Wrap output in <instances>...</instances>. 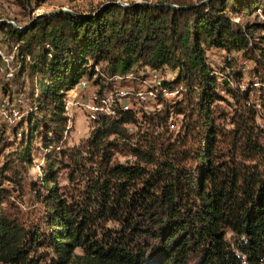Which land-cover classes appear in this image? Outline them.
<instances>
[{"label": "trees", "instance_id": "16d2710c", "mask_svg": "<svg viewBox=\"0 0 264 264\" xmlns=\"http://www.w3.org/2000/svg\"><path fill=\"white\" fill-rule=\"evenodd\" d=\"M115 2L40 17L25 29L0 22V48L17 47L18 75L30 81L27 110L12 128L19 152L0 165V264H264L263 134L249 108L235 113L228 132L216 125L218 91L238 97L205 57L216 48L264 60V42L250 37L261 24L228 16L264 17V0ZM96 66L108 77L177 70L161 84L177 95L157 96L161 107L149 112L117 109L91 126L82 151L63 150L67 93ZM172 115L186 121L180 140L157 132ZM35 141L45 192H36L43 228L31 229L3 207V182H16L7 175L16 163L31 166ZM12 144L0 139V148ZM228 148L243 161L226 157ZM66 159L67 180L82 183L69 193L57 185Z\"/></svg>", "mask_w": 264, "mask_h": 264}, {"label": "rangeland", "instance_id": "374dc122", "mask_svg": "<svg viewBox=\"0 0 264 264\" xmlns=\"http://www.w3.org/2000/svg\"><path fill=\"white\" fill-rule=\"evenodd\" d=\"M110 0H0V22H6L15 29H22L28 27L37 21L40 17L47 18L55 11L61 9L65 11H76L79 13H87L97 8L102 3H107ZM115 3L123 4L126 6L130 3H145V2H159L163 0H115ZM195 1V0H193ZM65 13V12H62ZM233 23L245 26L255 25L259 27L253 28L250 37L264 42L261 37H264V17L260 13L251 16L244 15H228ZM263 25V26H262ZM251 38V39H252ZM0 39L2 35L0 34ZM264 46V45H263ZM17 47L13 46L8 48L6 44H2L0 48V101H5V108L0 107V139L9 141L12 144L10 147L2 146L0 148V165L6 159L12 157L19 152L17 143L19 136L14 137L13 129L21 124L23 115L27 110L28 100L27 95L30 87V81L25 76L19 77L20 62L15 58ZM206 62L213 70L218 81L228 79L229 87L235 91L238 99L231 98L230 95L224 91H218L221 101L217 102L215 110V123L225 132L233 129L231 118L244 108H249L254 111V127L255 132L260 131L263 134L261 138V145L264 148V60H259L258 55L254 54L252 60L246 59L241 52H225L221 49L209 48L205 52ZM8 59V61H7ZM256 61V62H255ZM94 68L95 75L92 78L82 79L76 86H81L83 83L86 88L77 87L67 93L65 99L64 116L68 119L66 131L63 133L62 141L59 146L61 149L67 151H78L84 146L90 136L91 126L95 124L102 117L115 118L111 113L121 108L112 109L113 97L119 94L127 100L129 111L146 110L151 111L156 106V99L147 97V91L154 89L153 78H151L152 70L144 69L137 73V76L127 75L125 77H108L102 73L99 66ZM177 70L171 71L168 68L158 71L159 81L163 82L164 79L170 80L177 76ZM164 78V79H163ZM98 80V84L95 81ZM144 82L145 84H143ZM111 86V87H110ZM8 90L7 93L3 90ZM133 88V89H132ZM89 93L91 94L89 96ZM143 94L140 101L136 94ZM166 96H161L163 99H174L177 91L172 92ZM8 94V95H7ZM10 94V96H9ZM249 94V99L243 101L240 98ZM146 95V96H145ZM88 96V97H83ZM112 96V97H111ZM104 97V98H103ZM106 97V98H105ZM144 97V98H143ZM179 98V97H178ZM21 100L16 105L17 115L11 119H4L2 116H7V108L14 107L16 100ZM106 101L102 104L101 100ZM105 101V100H104ZM67 102V104H66ZM98 102V103H97ZM1 103V102H0ZM139 103H145L139 107ZM84 104V105H83ZM89 108H88V107ZM92 106V107H91ZM108 106V107H107ZM161 107V105H160ZM143 110V111H144ZM110 113V114H109ZM76 116V117H75ZM186 121L182 116L172 115L167 123V128L159 129L157 132L165 133L171 141L180 140L183 136ZM133 132L136 131L135 127H129ZM76 131L79 134H76ZM30 152L31 166L19 165L16 163L17 168L11 174L16 175V182H3L4 188H8L9 202L3 207L9 212L14 213L22 223H25L27 228L40 227L43 228L42 215L43 207L37 201V190L39 193H44L42 186H38L41 179V169L45 167V160L39 141H35L32 145ZM243 161L242 155L236 154L228 148L227 156ZM116 158L120 162H129L130 159L122 154H116ZM68 160L59 166V174L57 177V185L65 193H69L72 189L82 186L80 181L70 182L67 180ZM90 167V166H89ZM11 178V177H10ZM18 184V185H17ZM12 185L14 187H12ZM36 188V189H34ZM31 228V229H32ZM78 253H81L78 251ZM40 264H51L49 258L42 261Z\"/></svg>", "mask_w": 264, "mask_h": 264}, {"label": "built area", "instance_id": "2783aa9c", "mask_svg": "<svg viewBox=\"0 0 264 264\" xmlns=\"http://www.w3.org/2000/svg\"><path fill=\"white\" fill-rule=\"evenodd\" d=\"M8 61V59H7ZM152 75H151V78H153V85L156 86V79L159 78V74L156 73V71H152ZM143 84H145L144 82H142ZM78 88V90L80 91V88H86V85L83 83L81 86H76ZM133 89V88H132ZM161 89L163 90L164 88L161 87ZM91 94H95V93H89V96ZM83 97H88V96H83ZM127 100L128 99H125L124 97H122L120 94L116 97H113V102H112V109H115V108H128L127 107ZM21 100H16L15 102V106L14 107H9L7 108V116H2L4 119H11L13 116L17 115L16 113V105L17 103H19ZM0 107H4L5 108V104L6 102L3 100V101H0ZM157 104V103H156ZM142 105H145V103H139V107H141ZM156 108L160 109V105L156 106ZM144 110V109H143ZM145 112H149V111H146L144 110ZM76 117V116H75ZM90 126H93V124H90ZM76 134H79L78 131H76Z\"/></svg>", "mask_w": 264, "mask_h": 264}, {"label": "bare ground", "instance_id": "6f19581e", "mask_svg": "<svg viewBox=\"0 0 264 264\" xmlns=\"http://www.w3.org/2000/svg\"><path fill=\"white\" fill-rule=\"evenodd\" d=\"M159 79V78H158ZM161 84H162V82L161 81H159V80H157L156 79V86H154V89H152V90H149V91H147L146 92V94L148 95L147 97H150V98H153V99H156L157 98V96H166L167 95V91H164V90H162L161 89ZM168 94H173V93H168ZM141 95H143V94H141V93H137L136 94V96H137V98L140 100V101H145L146 99H142V96ZM146 96V95H145ZM112 97V96H111ZM104 98V97H103ZM106 98V97H105ZM144 98V97H143ZM105 100V101H104ZM106 101H111V100H106V99H102L101 100V102H102V104H106L105 102ZM98 103V102H97ZM110 103V102H109ZM66 104H67V102H66ZM111 104V103H110ZM84 105V104H83ZM88 107V106H87ZM92 107V106H91ZM108 107V106H107ZM128 107V106H127ZM89 108V107H88ZM123 111H126V110H128V108H121ZM115 110V109H114ZM110 114V113H109ZM111 115H113L114 117H115V111H113L112 113H111ZM111 117V116H110Z\"/></svg>", "mask_w": 264, "mask_h": 264}, {"label": "water", "instance_id": "95a60500", "mask_svg": "<svg viewBox=\"0 0 264 264\" xmlns=\"http://www.w3.org/2000/svg\"><path fill=\"white\" fill-rule=\"evenodd\" d=\"M115 4H118V5H123V4H120V3H115ZM137 4H139V3H137ZM62 12H65V13H71L72 14V12H70V11H65V10H63V9H61L60 11H55L53 14H58V13H62Z\"/></svg>", "mask_w": 264, "mask_h": 264}]
</instances>
